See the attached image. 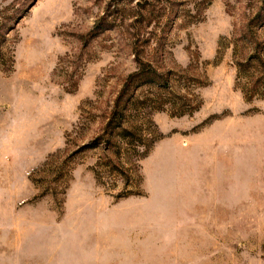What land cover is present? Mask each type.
I'll return each instance as SVG.
<instances>
[{
    "label": "rangeland",
    "instance_id": "1",
    "mask_svg": "<svg viewBox=\"0 0 264 264\" xmlns=\"http://www.w3.org/2000/svg\"><path fill=\"white\" fill-rule=\"evenodd\" d=\"M254 33L264 0H0V264H264ZM139 61L170 88H137L144 144L91 148Z\"/></svg>",
    "mask_w": 264,
    "mask_h": 264
},
{
    "label": "trees",
    "instance_id": "2",
    "mask_svg": "<svg viewBox=\"0 0 264 264\" xmlns=\"http://www.w3.org/2000/svg\"><path fill=\"white\" fill-rule=\"evenodd\" d=\"M233 46L237 77L239 80L244 81L242 92L245 99L247 101L256 98L264 99V42L255 33L252 36L250 34H239L233 36ZM138 64V71L129 75L124 83L113 111L103 129V135L90 145L91 148L105 144V148H108V150L114 149L117 147L118 140H132L133 142L138 139L139 144H144L137 128L129 124L128 118L131 109L136 104L144 102L136 96L137 88L145 85L153 86L160 95L170 88L168 79L159 76L150 65L142 61H139ZM193 102V100L185 98L181 105H178L179 107L173 115H193L202 105L200 101H197V98L196 105ZM157 106L154 110L162 111L163 103Z\"/></svg>",
    "mask_w": 264,
    "mask_h": 264
}]
</instances>
